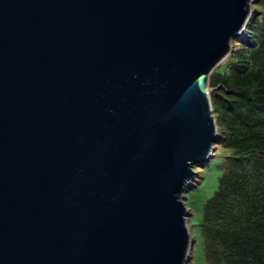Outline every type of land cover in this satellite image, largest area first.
<instances>
[{
	"label": "water",
	"instance_id": "95a60500",
	"mask_svg": "<svg viewBox=\"0 0 264 264\" xmlns=\"http://www.w3.org/2000/svg\"><path fill=\"white\" fill-rule=\"evenodd\" d=\"M251 1L0 0V264H187Z\"/></svg>",
	"mask_w": 264,
	"mask_h": 264
},
{
	"label": "trees",
	"instance_id": "16d2710c",
	"mask_svg": "<svg viewBox=\"0 0 264 264\" xmlns=\"http://www.w3.org/2000/svg\"><path fill=\"white\" fill-rule=\"evenodd\" d=\"M253 2L264 7V0ZM251 12L241 30L250 23L243 47L230 49L224 69L208 77L214 144L226 153L195 220L200 242L188 264L196 254L204 264H264V11L260 21Z\"/></svg>",
	"mask_w": 264,
	"mask_h": 264
},
{
	"label": "rangeland",
	"instance_id": "374dc122",
	"mask_svg": "<svg viewBox=\"0 0 264 264\" xmlns=\"http://www.w3.org/2000/svg\"><path fill=\"white\" fill-rule=\"evenodd\" d=\"M251 2L253 3L250 6L252 11L251 13L254 14V16H252V19H254V17L256 16L258 21H260L261 15L264 11V7L260 4H256L255 2H253V0ZM249 25L247 26V28L241 31V33L231 39L232 50H238L243 47L241 39L243 38L244 34H248L250 27ZM225 61L226 60H221L215 68L221 67V69H224L223 66L225 65ZM225 153L226 149L222 148L218 144H214L213 151L206 161L192 165L195 174L183 190L182 200L184 201L188 212L186 214V217L187 220H190L191 223V225L187 224L190 239L192 238L191 235H193L194 233V240L192 241V246L193 244L195 245V247L199 246L200 238L198 237V229L195 220L200 217L202 203H204L206 198H208L212 194L213 190L216 187L217 178L220 174V161L222 160V157L225 155ZM191 251L192 247L188 253L187 264L189 263V261L192 260ZM193 262L194 264L205 263L204 259L199 256V254H196V257H194Z\"/></svg>",
	"mask_w": 264,
	"mask_h": 264
}]
</instances>
